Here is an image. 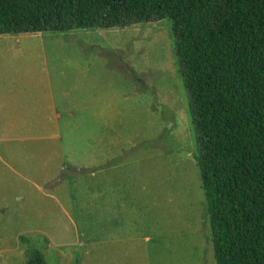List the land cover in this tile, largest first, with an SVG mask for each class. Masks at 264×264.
I'll return each mask as SVG.
<instances>
[{
    "label": "rangeland",
    "instance_id": "rangeland-1",
    "mask_svg": "<svg viewBox=\"0 0 264 264\" xmlns=\"http://www.w3.org/2000/svg\"><path fill=\"white\" fill-rule=\"evenodd\" d=\"M195 149L168 18L0 34V264H216Z\"/></svg>",
    "mask_w": 264,
    "mask_h": 264
},
{
    "label": "trees",
    "instance_id": "trees-1",
    "mask_svg": "<svg viewBox=\"0 0 264 264\" xmlns=\"http://www.w3.org/2000/svg\"><path fill=\"white\" fill-rule=\"evenodd\" d=\"M168 18L216 264H264V0H0V34ZM22 264H48L30 249Z\"/></svg>",
    "mask_w": 264,
    "mask_h": 264
},
{
    "label": "crops",
    "instance_id": "crops-1",
    "mask_svg": "<svg viewBox=\"0 0 264 264\" xmlns=\"http://www.w3.org/2000/svg\"><path fill=\"white\" fill-rule=\"evenodd\" d=\"M7 92L8 93H12L13 92V88L10 86V85H8L7 86ZM72 88V87H71ZM73 89H74V87H73ZM76 89V88H75ZM74 89V92H76L75 94L76 95H80V92H79V90L77 89V90H75ZM99 101L98 102H95V104H94V109H93V113L94 114H97V115H100L101 116V98L99 97V99H98ZM104 102V103H103ZM98 103V104H97ZM102 103L103 104H105V99H104V101H103V99H102ZM98 107V108H97ZM94 116H96V115H94Z\"/></svg>",
    "mask_w": 264,
    "mask_h": 264
}]
</instances>
